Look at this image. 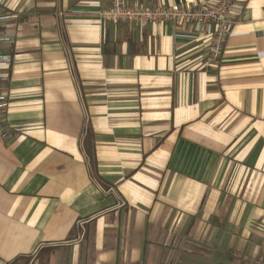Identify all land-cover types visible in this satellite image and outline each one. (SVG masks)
I'll return each mask as SVG.
<instances>
[{
	"label": "crops",
	"instance_id": "1",
	"mask_svg": "<svg viewBox=\"0 0 264 264\" xmlns=\"http://www.w3.org/2000/svg\"><path fill=\"white\" fill-rule=\"evenodd\" d=\"M110 3L0 0V264H264V0L216 68L212 26Z\"/></svg>",
	"mask_w": 264,
	"mask_h": 264
},
{
	"label": "built area",
	"instance_id": "2",
	"mask_svg": "<svg viewBox=\"0 0 264 264\" xmlns=\"http://www.w3.org/2000/svg\"><path fill=\"white\" fill-rule=\"evenodd\" d=\"M235 0H214L207 6L189 8L179 4L156 5L150 8L128 6L124 0H111L110 6L101 11V20L112 25L132 24L147 27L157 23H183L191 25H210L214 28L210 41L209 62L217 67L221 62V54L234 25L232 10ZM12 15L0 10V26L11 19ZM10 39L0 35V44ZM10 61V56L0 52V65ZM6 80L0 77V84ZM10 104L8 94L0 93V139L9 137L6 124L1 117Z\"/></svg>",
	"mask_w": 264,
	"mask_h": 264
},
{
	"label": "rangeland",
	"instance_id": "3",
	"mask_svg": "<svg viewBox=\"0 0 264 264\" xmlns=\"http://www.w3.org/2000/svg\"><path fill=\"white\" fill-rule=\"evenodd\" d=\"M29 259H27V261H28Z\"/></svg>",
	"mask_w": 264,
	"mask_h": 264
}]
</instances>
